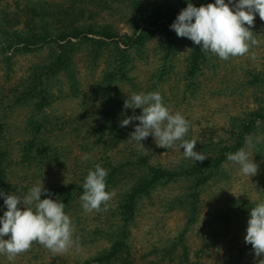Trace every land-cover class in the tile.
<instances>
[{
	"label": "trees",
	"instance_id": "16d2710c",
	"mask_svg": "<svg viewBox=\"0 0 264 264\" xmlns=\"http://www.w3.org/2000/svg\"><path fill=\"white\" fill-rule=\"evenodd\" d=\"M188 2L0 0V62L6 64L4 80L5 85L9 83L10 92L0 94V192L27 195L34 185L31 182L26 186L24 180H32L36 183L42 181L52 193V199L59 197L65 204V213L73 221V239L78 237L79 244L89 246L91 250L101 241L95 252L91 254L90 251V255L84 258L77 257L73 264H137L143 259L145 256L137 257L133 249V228L144 215L145 199L153 201L154 191L161 185L184 181L183 194L172 198L171 203L172 208L190 212L189 222L166 250L171 253L178 245L182 246L179 264L190 261L186 233L202 212L211 206L209 227L216 232L218 230L212 224L223 222L226 223L224 231L228 233L240 217L249 219L250 209L256 204L243 197L229 194L225 197V193H220V184L228 178L224 168L227 154L245 147L246 136L255 139L264 132V61L263 68L248 70L251 78L243 85L254 89L255 105L247 106L243 113L233 117L230 141L221 145L222 140L215 142L213 137L202 140L185 136L184 139L197 140L194 150L208 156L203 162L183 158L168 166L161 159L156 160L158 153L165 148L158 147L155 141L152 147L143 143L146 150L136 142L128 141L139 121H133L127 127L120 126L122 119L133 114V109L123 108L125 99L133 92L159 91L164 103L172 107L174 98L166 95L164 85L165 82L173 86L177 84L172 80L174 59L181 52L182 43L188 42L190 46L179 101L187 100V93L195 94L199 90L202 76L206 75L205 69L217 67V56L203 52L190 39L178 37L170 28ZM191 2L199 7L215 0ZM12 3L19 9L11 10ZM104 9H109L112 16L118 15L132 28V33L122 34L109 20L97 21L96 16H100ZM155 40L157 47L153 43ZM151 45L154 46L153 52L150 51ZM44 50L46 57L41 56ZM152 53L154 56L159 53L153 61L157 65L151 68L146 82H140V76L145 75L142 63L150 62ZM22 55L33 56L34 61L12 83L10 78L16 57ZM89 76L90 81L86 83ZM224 91L227 93V89ZM173 93L175 95V91ZM66 97H82L78 102V113L68 118L60 112L55 113L54 107ZM6 98H9L7 102ZM14 112H18L21 119L18 120ZM135 114L139 115L138 112ZM147 139L154 140L152 135ZM77 147L79 155L74 150ZM115 148L129 150L131 156L123 162H114L110 151ZM16 153L20 164L17 171L14 166ZM85 154L89 159H82ZM96 164L108 171L106 190L114 191L115 195L108 202L106 211L88 213L81 206L80 196L88 170L94 169ZM127 166L131 185L122 188ZM133 167L140 168L141 172ZM62 169L69 172V179L51 183L48 177L51 172L57 174ZM19 170L25 174L19 175ZM13 174L22 181L13 179ZM210 189L211 196L207 200ZM43 198L45 195L41 196ZM5 210L4 197L0 196V216ZM218 233L220 231L215 235ZM245 235L246 230L241 237L243 241L235 245L236 253L230 258L233 259L231 264H242L246 256L254 254L251 245L244 242ZM207 237L197 255L211 247L212 240ZM30 252L35 256L44 252L52 254L35 242L25 252L29 259ZM157 262L150 260L147 264ZM46 264L52 263L46 260Z\"/></svg>",
	"mask_w": 264,
	"mask_h": 264
},
{
	"label": "rangeland",
	"instance_id": "374dc122",
	"mask_svg": "<svg viewBox=\"0 0 264 264\" xmlns=\"http://www.w3.org/2000/svg\"><path fill=\"white\" fill-rule=\"evenodd\" d=\"M10 8L11 10H18L19 6L12 3ZM96 20L99 22L109 20L114 23L115 27L122 34L132 33V28L124 21L120 20L118 15L112 16L109 9L102 10L100 16H96ZM251 30L260 41V44L253 47L249 54L230 57L227 61L221 60L217 56L219 61L217 67L215 69H205L206 75L202 76V85L199 86V90L195 94L187 93L188 99L185 101H179V99H181L182 95V85L184 82L183 71L187 65V55L190 44L186 42L184 44L182 43V46L180 45L181 52L177 54L174 59L175 72L173 73L172 79L177 84L173 86V84L170 85L165 82L164 88L166 95L174 98L171 107L173 113L179 111L189 121L188 137H199L202 140H208L210 137H213L215 142H220L222 140L221 145H224L230 141V123L233 117L243 113V110L247 106L253 107L255 105L253 101L254 89H248V87H245L243 84H246L248 79L251 78L248 74V70L257 71V69L263 68L264 21L260 19L258 14L255 16L254 26ZM153 43H155L156 47L158 46L156 40ZM150 51H154L153 45L150 46ZM252 51L256 53V59L251 58ZM46 55L47 53L45 50L41 52V56L46 57ZM158 56L159 53H156L155 56L152 53L150 62L142 63L143 73L145 75L140 76V82H146V79L149 78L153 70H151V68H155L157 65L154 64L153 61L156 60ZM16 58L17 61L13 66L10 78L12 83L16 82L20 76L24 74L25 68L34 61L33 56L30 55H22ZM80 66L83 68L82 64H80ZM5 70L6 64L0 62V94H10L9 83L5 85ZM90 78L91 76H89V79L87 78V81H85V78L84 81L87 83L90 81ZM177 85L180 86V89H178ZM234 88L236 89L234 90ZM226 89L227 93H224ZM174 91L175 95L173 93ZM124 92H126V90H124ZM8 99L6 98L5 101L7 102ZM80 99H82V97H66L56 102L54 104L56 108L55 113L60 112L63 117L66 116L67 118L74 113H78V102ZM129 110L131 111V109ZM141 111V109H136L135 112L141 114ZM13 115L17 117L18 120L22 117L18 112H14ZM257 137H260L261 142L248 150L253 155L254 162L259 165L258 173L252 177L245 176L241 173L237 164L226 161L224 168L229 179L227 178V181H222L220 184V193H222V195L225 193V197L229 194L247 198L256 203L260 200H264V132L259 133ZM153 141L152 139H146L142 143L149 144L148 146L152 147ZM74 150L77 152V155L80 154V149L78 147L74 148ZM110 154L114 162H118L119 160L123 162L126 160V157L131 156L129 150L120 151L117 148L110 151ZM14 157V166L17 171L20 167L17 161L18 153H16ZM156 157V160L161 159L162 162L168 166L185 158L183 149L179 147V141L171 147V149H165L158 153ZM139 169L138 167H133V170H137L138 173L141 172ZM54 172H51V176H48L50 177L51 183H59L69 179V172L66 169L60 170L57 174H53ZM18 174L23 175L25 172L19 170ZM125 174V181L130 183L126 184L123 180L121 182L122 188L131 185V181L128 177V166L126 167ZM12 176L16 181H22V178L17 175L13 174ZM24 184L28 186L30 184L36 185L37 183L32 180L30 182L24 180ZM183 184L184 181L180 180L170 183L169 185H161L154 191L153 201L145 199L143 208L144 215H141L142 213L140 214L141 216L138 219V223L136 227L133 228V249H135L137 257L140 258V256H145L143 259L139 260L137 264H147L150 260L158 261L157 264H179L178 262H180L181 253L183 252L182 246L178 245L175 250L172 249L171 253H166V250L171 246L172 240L185 230L186 223L189 222L188 218L190 212L177 209L176 207L172 208L171 203L172 198L183 194ZM211 192L212 189H210L207 194V200L211 196ZM211 213L212 208L210 206V208L200 214V218L195 224L189 225L190 227L187 229L186 236L189 246L190 261L185 264H231L233 259L230 258L236 253V243L238 241H243L241 237L244 234V230L247 228L248 218L245 219L244 216L240 217L238 220L239 222L235 223L237 225L230 227L228 233L224 231L226 223L221 222V224H212L220 231L216 236L215 234L218 231L215 232L213 228L209 227L211 225V223H209L210 217H212ZM96 222L95 220V223ZM205 236H208L207 238H209L210 241L212 240V245L209 250L200 252L199 255H197L198 250L203 246ZM4 238L7 239L8 237L6 236ZM100 246V240L93 246L94 251L91 250L89 246H83L82 244L76 246L74 244L63 254H48V252H44L40 256H35L30 252L31 258L29 259L28 255L21 253L11 261H9L5 255H0V259H2L0 264H46V260L50 261L52 264H73L77 257L84 258L85 256H89L90 251L92 254ZM4 257L6 259H4ZM244 261L245 262L242 264L255 263L254 254L246 256Z\"/></svg>",
	"mask_w": 264,
	"mask_h": 264
},
{
	"label": "clouds",
	"instance_id": "9594fccd",
	"mask_svg": "<svg viewBox=\"0 0 264 264\" xmlns=\"http://www.w3.org/2000/svg\"><path fill=\"white\" fill-rule=\"evenodd\" d=\"M256 14L264 21V0H228L227 3L226 0H215L199 7L189 0L170 28L178 37L190 39L203 52L227 61L230 57L249 54L260 44L251 30ZM251 58L256 59L254 51ZM123 108L133 109V114L122 119L120 126L127 127L131 122L139 121L128 141L136 142L141 149L146 150L142 141L152 135L160 148H171L179 141L184 157L194 162H203L208 157L194 150L197 140L184 139L189 131V121L181 112L173 113L159 91L133 92L125 99ZM135 109H141V114H135ZM260 142V137L246 136L245 147L227 154L228 161L237 164L243 175L255 176L259 165L248 149ZM82 159L89 157L85 154ZM107 175L108 171L100 164L88 170L80 196L85 212L107 210L108 202L115 195L114 191L106 190ZM42 195L46 198L41 199ZM0 196L4 197L7 209L0 216V255H5L9 261L29 251L34 242L53 254L66 253L74 244L79 246V238L73 239L75 229L72 219L64 211L65 204L59 197L52 199V193L42 181L32 186L27 195L0 192ZM244 242L251 245L255 264H264V200L250 209Z\"/></svg>",
	"mask_w": 264,
	"mask_h": 264
}]
</instances>
